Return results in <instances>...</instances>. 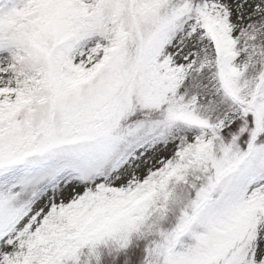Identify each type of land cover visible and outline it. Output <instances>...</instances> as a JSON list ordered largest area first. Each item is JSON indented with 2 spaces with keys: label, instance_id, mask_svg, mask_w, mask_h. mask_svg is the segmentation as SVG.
Here are the masks:
<instances>
[{
  "label": "snow or ice",
  "instance_id": "obj_1",
  "mask_svg": "<svg viewBox=\"0 0 264 264\" xmlns=\"http://www.w3.org/2000/svg\"><path fill=\"white\" fill-rule=\"evenodd\" d=\"M0 264H264V0H0Z\"/></svg>",
  "mask_w": 264,
  "mask_h": 264
}]
</instances>
